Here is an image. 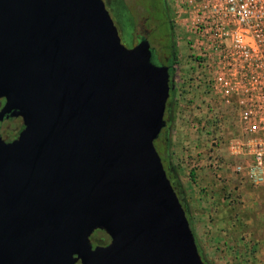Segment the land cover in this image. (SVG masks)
Instances as JSON below:
<instances>
[{"label": "water", "instance_id": "1", "mask_svg": "<svg viewBox=\"0 0 264 264\" xmlns=\"http://www.w3.org/2000/svg\"><path fill=\"white\" fill-rule=\"evenodd\" d=\"M168 82L102 0H0V264H203L153 144Z\"/></svg>", "mask_w": 264, "mask_h": 264}, {"label": "rangeland", "instance_id": "2", "mask_svg": "<svg viewBox=\"0 0 264 264\" xmlns=\"http://www.w3.org/2000/svg\"><path fill=\"white\" fill-rule=\"evenodd\" d=\"M102 1L117 30L121 44L125 48L133 47L139 27L141 24L143 25L141 21L147 16L141 9L142 4L151 0ZM166 1L177 43L176 60L172 66V85L175 89L176 105L169 151L173 164L178 168V178L187 191V195L190 196L188 203L191 215L197 222L194 224V232L199 246L206 259L210 260L212 264H264V186L254 187L240 175L234 174L231 171V166L237 160L225 153L223 145L218 147L215 154L209 155L211 150L206 136L193 128V124L198 118L208 115L209 104H211V99L202 84L196 85L193 81L199 70L186 42L185 27L196 18V12L202 5L201 0ZM144 25L147 26V23ZM151 46L158 48L154 41ZM229 127L227 124L224 126V128ZM190 167L195 169L196 179L192 190L188 180ZM202 188L207 189L208 196H204ZM216 191L219 192V196L215 194ZM229 206L234 208V212L247 213L251 219L249 225L256 222L255 234L241 238L245 242V246L248 245L247 249L250 252L247 254L240 247H235V253L226 247V249L222 247L223 251L221 252L214 251L213 242L206 232L207 229L203 228L212 220L215 212L228 213ZM223 214L221 215L222 220L225 219L222 217L225 216ZM104 235V233H95L93 238L102 239ZM230 256L236 259L231 260Z\"/></svg>", "mask_w": 264, "mask_h": 264}, {"label": "built area", "instance_id": "3", "mask_svg": "<svg viewBox=\"0 0 264 264\" xmlns=\"http://www.w3.org/2000/svg\"><path fill=\"white\" fill-rule=\"evenodd\" d=\"M186 42L211 99L193 128L206 136L209 155L224 146L231 171L264 186V0H201ZM229 128H224L225 125Z\"/></svg>", "mask_w": 264, "mask_h": 264}, {"label": "trees", "instance_id": "4", "mask_svg": "<svg viewBox=\"0 0 264 264\" xmlns=\"http://www.w3.org/2000/svg\"><path fill=\"white\" fill-rule=\"evenodd\" d=\"M143 33L145 34V31H143ZM151 38V37H150ZM172 46H171V53L169 54V60L167 62V70H168V76H169V82H168V86H169V92H168V98L166 100L165 103V109H164V113H163V120H164V127L161 129L158 137L154 140L153 144H154V148L157 152V154L160 157V161L161 164L163 166V169L165 171L166 177L169 180L172 189L174 190L178 201L180 202V205L184 211L185 217L187 219L188 225L190 227L193 239H194V244L196 246V250L197 253L202 261L203 264H212L210 260H207L203 251L201 250L200 246H199V241L197 240V236L195 234V230H194V224H193V220H192V215H191V209L189 207V197L187 195V191L185 190V188L183 187V185L181 184L179 178H178V171H177V166L173 164L172 162V157H171V153H170V145H171V128H172V124H173V120H174V111H175V89L173 88L172 85V77H173V68L172 66L175 63L176 60V49L174 45V42H171ZM194 171L195 169L193 167H190V171H189V175H188V180L191 183V188L192 186H194L196 184V179H195V175H194ZM193 184V185H192ZM193 189V188H192ZM201 191L204 193V196H208L209 192L207 191V189L202 188ZM214 194V191H213ZM215 194L217 196H219V192L216 191ZM232 206H229V210L228 213L223 214L225 216L224 220L222 221H228V220H232L233 221V225H234V230L232 231L233 233H237V235L239 233H248L251 235H254L256 232V222H254V224L252 223L251 225H244V221L249 219L250 223H251V219L250 216L247 213H239V212H234V208H231ZM219 213H222V211ZM222 215V214H221ZM255 225V227H254ZM97 231V233H104L103 231H99V230H95ZM232 234H225L224 229H221L217 232L216 235L211 236V239L213 240V242H215V246L213 245L214 251H218L221 252L223 251L222 249L225 248V241L227 238H236L237 235H232ZM234 236V237H233ZM223 247V248H222ZM231 247V246H230ZM229 247V248H230ZM226 249V248H225ZM232 251L236 250L235 247H231L230 248ZM251 253H253V251H251Z\"/></svg>", "mask_w": 264, "mask_h": 264}, {"label": "flooded vegetation", "instance_id": "5", "mask_svg": "<svg viewBox=\"0 0 264 264\" xmlns=\"http://www.w3.org/2000/svg\"><path fill=\"white\" fill-rule=\"evenodd\" d=\"M141 9L145 15H147L141 22L143 25L147 23V26H143L140 23L141 25L136 35L135 44H137L140 40L145 39L149 44L152 62L156 65L167 67V62L170 57L169 54L172 51L171 42H174L173 46H175V49L177 48L175 31L168 3L166 0H151L150 2L147 1L144 5L142 4ZM143 31H145V34ZM149 39L157 43L158 48H153L151 46L153 41H149ZM4 104L5 99L1 98L0 109ZM22 128V121L19 117H13L10 114H5L0 120V137L6 143L11 142L18 136ZM95 233H97V231H94L89 237V242L92 248L95 246H104L108 243L109 239L106 235H104V238L102 239L93 238ZM76 264H79V262Z\"/></svg>", "mask_w": 264, "mask_h": 264}, {"label": "crops", "instance_id": "6", "mask_svg": "<svg viewBox=\"0 0 264 264\" xmlns=\"http://www.w3.org/2000/svg\"><path fill=\"white\" fill-rule=\"evenodd\" d=\"M190 189L192 190V188H190ZM193 214L195 215L197 213H193ZM221 214H223V213L215 212L214 216H212L213 217L212 220H210L209 223H207L208 225L205 224V226L203 227V228L207 229L206 232L209 235V238L210 239H211V236L216 235L217 232L219 230H221V229H224L225 234H229V233L232 234V231L234 230V228H233L234 227V225H233L234 224L233 223L234 219H232L231 221L230 220H228V221L227 220L226 221H222L221 220ZM192 220H193V224H196L197 223V222H195L194 216L192 217ZM249 223H250V220L249 219H247V220L244 221V225H248ZM194 228H195V225H194ZM232 235H235L236 236L237 233L236 234L233 233ZM245 236H249V234L248 233H242L241 232V233H239L237 235V237L235 239L234 238H227L226 241H225V247L226 248H229L230 246L231 247H240L241 249L244 250L245 254L249 253L250 251H248V249H247V246L248 245L245 246V242H243V240L241 239L242 237H245ZM211 242H213L212 239H211ZM239 242H242L243 244H240ZM214 243L215 242H213L212 245L215 246L216 243L215 244ZM243 250H242V252H243ZM235 252L236 251H234V250L232 251V253H235ZM233 256H235V255H233ZM233 256H230L231 257L230 258L231 260L236 259Z\"/></svg>", "mask_w": 264, "mask_h": 264}]
</instances>
